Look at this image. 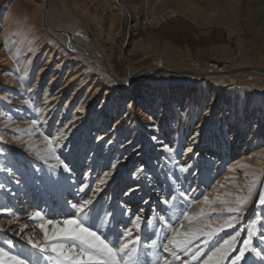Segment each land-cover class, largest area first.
<instances>
[{"label": "rangeland", "instance_id": "1", "mask_svg": "<svg viewBox=\"0 0 264 264\" xmlns=\"http://www.w3.org/2000/svg\"><path fill=\"white\" fill-rule=\"evenodd\" d=\"M49 1L59 10L54 13V21L73 20L76 13L74 0ZM116 2L129 10L122 21L116 45H112L114 71L120 79L124 78L128 69L127 57L132 59V67L137 71H143L144 75H149V67L158 57L167 61L169 59L171 63L179 66L185 65L194 71H198L204 62L218 63L226 60L232 64L245 62L264 68V0H116ZM39 5L38 0H0V54L4 49L3 60L0 56V203L14 188L18 189L19 196L24 195L26 191L24 197L28 202L24 205V210L17 211L18 208H22L21 199H17L13 206L14 213L0 216V247L10 255H20L30 260L31 264H55V260H46L43 253L33 249L26 239L18 238L12 230L20 229L21 223L28 222L32 227L30 232L34 234L33 242H43V233L37 227L39 221L30 219L31 214L42 211L46 217L62 223L65 218L76 212L71 205L82 201L80 198L84 195L92 193L104 169L101 162L97 172L90 175L89 184L82 197L77 186L81 183L76 181L74 172L63 159L64 148L58 147L57 143L52 141L49 132L40 129L37 114L40 98L42 99L47 92L52 95L51 97L59 98L61 106L63 103H70L68 114L59 121L60 124L70 122L74 111H87L86 115L81 113L80 117H86L93 125L90 131L94 136L85 140L86 132H81L80 140L84 147L85 142L87 144L96 142L98 135L107 134L115 119L112 116L125 118L128 113L126 109L119 110L114 104L118 95L105 82V73L102 70L100 72L95 67L89 69L87 65L81 63L83 59L55 50L53 48L55 43H45L30 71H22L19 60H28L30 51L23 54V48L20 47L15 58L11 54L12 46H20L24 40H31L36 33L40 35L32 43L35 47L41 43L43 37L48 38ZM65 8L69 10L68 13ZM167 11H175L177 14L161 17ZM9 20L14 24V31L7 35L6 21L9 23ZM15 28L20 30L16 31ZM105 28L110 34L108 26ZM133 41L135 45H130ZM103 42L106 48L110 49V45ZM48 52H52L50 63L46 56ZM41 71L43 75L39 80ZM70 78L76 81L71 83ZM81 81L84 83L80 85ZM35 84L38 87H35ZM30 86L35 90V99L28 97ZM236 89L239 98L250 89L252 97L259 105L264 89L263 78L242 75L237 85L229 87L227 96L229 98L219 99L216 111L230 100ZM106 98L108 100H105ZM133 99V112L141 116L144 113H151L152 120L143 122V125L149 130L155 128L161 116L160 105L152 108L142 92H138ZM168 112L166 123L168 124L170 119L169 123L174 129L175 116L171 109ZM108 116V122L100 129L101 121ZM58 118L56 114L53 121L58 122ZM181 119L184 120V117ZM33 120L37 122L35 125L32 124ZM162 130L164 133L166 129ZM147 135L150 139L145 142L146 150L143 157L137 160L138 153L134 149L123 151L126 157L123 155L118 157L120 161L127 159L126 163L131 166L132 171L139 163L143 168L141 172L154 184L152 189H148L146 194L136 201H133L134 195L125 197L127 187L115 190L113 200L117 203L115 207L120 218L125 219L128 225L135 224V229L141 231V236L133 237L136 231L129 235V227L123 226L121 220L118 222L117 235L111 242L116 246L129 243L128 249L117 256L118 264H162L163 250L167 242L173 245L182 244L177 253L178 264H205L216 248L219 247L223 251L226 247L225 241L231 242L235 236L234 250L219 261V264H231L239 251L245 248L244 241L249 240V232L252 235L248 250L236 264H264L262 251L264 235H261L264 232V204L259 202V198L264 197V174L256 170L255 176L249 175L250 178L240 176L241 171L233 169L230 159H225L219 164L213 154L202 161L194 159L185 165L183 159L187 134H179L176 143L165 144H157L156 139L160 136L156 137L152 132ZM112 138L113 136L107 135L104 144ZM226 138L230 139L228 134ZM260 142V145L264 143V139ZM64 165L68 166L69 171L64 170ZM132 171L130 179L127 180L129 184H133ZM225 177L227 184L222 186L219 182ZM84 178L80 175V180H85ZM241 180L249 183L251 187L249 195L241 187ZM72 188L75 190L74 194L71 192ZM250 205L254 213L242 217ZM2 208L0 205V210ZM101 208L102 205L98 207L97 213L94 210L89 214L87 223L93 227L95 216ZM18 213H23L25 219L13 223V227H10L8 224L17 219ZM136 216L141 218L140 221H136ZM137 224L140 225L139 228ZM47 227L49 232L55 231L52 225ZM185 241L188 243L185 244ZM256 252L261 254L257 255ZM215 260H219V254L214 257Z\"/></svg>", "mask_w": 264, "mask_h": 264}, {"label": "bare ground", "instance_id": "2", "mask_svg": "<svg viewBox=\"0 0 264 264\" xmlns=\"http://www.w3.org/2000/svg\"><path fill=\"white\" fill-rule=\"evenodd\" d=\"M38 1L40 2L39 9L42 12L43 27L48 38L43 37L41 43L35 47L32 43L40 35L36 33L33 38H31L32 36L30 37L31 40H24L20 46H12L11 54L14 57L19 52L20 47L23 48V54H27V51H30L28 60H19L22 71H30L33 64L37 61L39 50L45 47V43H55L53 46L55 50L71 57L75 56L77 59H83L81 63L87 65L89 69L95 67L100 72L102 70L105 73V82L118 95L114 104L119 107V110L121 108L123 110L126 109L128 113L125 118L118 115L112 116L115 119L107 134L98 135L96 142L92 141L88 144L85 142L84 147L80 140L81 132H86L85 140L94 136L90 131L93 125L89 123L86 117H80L81 113L86 115L87 111H74L70 122L66 121L60 124L59 121L68 114L70 103H63L61 106V104L59 105V98H56V96L51 97L52 95L47 92L39 101L37 114L41 125L40 129L43 132H49L52 141L57 143L58 147L64 148L63 159L66 163L68 162L67 165L74 172L76 181H80L81 184L77 185V182L75 184L78 186V193L82 197L89 184L90 175L94 174L95 171L97 172L102 162L104 171L99 175L92 193L80 198V200L84 198L92 199L93 203L89 205V214L93 213L94 210L96 212L98 207L102 205L101 210L95 216L94 222V230L99 234L111 241L117 235L118 222L121 220L122 225L129 227L128 229L131 232L136 231L133 237L141 236V231L135 229V224L128 225L125 219L120 218L118 209L115 207L117 203L113 200V196L116 189L127 187L125 197L134 195L133 201H136L142 198L148 189L154 187L153 182L146 179L148 176L141 172L143 168L139 163L137 168L132 171V169L130 170L131 166L126 163L127 159L118 160L120 155L126 157L123 151L127 149H134L138 153L137 160L143 157L146 150L145 142L150 139L149 135H147L148 133L151 134L152 132L154 136H160V138L156 139L157 144H165V142L176 143L179 134H187L183 159L185 165H188L194 159L202 161L213 154L215 161L219 164L225 159H230L233 163V169L241 171L240 176L250 178L249 175L255 176L254 171L256 170L262 175L264 174V143L259 144L261 143L260 140L264 139V89L262 90V98L259 105L256 104L255 99L252 97L250 89H247L241 98H239L238 89H236L230 100H227L226 104L219 111H216L219 99L229 98L227 97L229 87L237 85L238 79L242 75L264 78L263 73L248 74L244 71L245 69L254 68L259 71L264 70V68L255 67L245 62L232 64L229 60H226L218 63L204 62L198 71H194L185 65L179 66L171 63L169 59L167 61L158 57L155 59V63L150 65L149 75H144L143 71H137L132 67V59L127 57L129 62L128 69L124 78L121 77L122 79H120L114 71L112 45H116L119 30L122 28V21L129 13L125 6L118 5L116 0H74L76 13L73 16V20L67 22L54 21V13L59 10L57 7L54 8L49 0ZM65 9L68 13L69 10ZM173 14H177V12L167 11L161 17H168ZM64 15L66 16V14ZM67 18L70 17L68 16ZM224 20L226 21V19ZM6 22L7 24H5L8 28L5 30L8 35L14 31V24L12 20H9V23L8 21ZM107 26L110 29V34L109 32L107 33V28H105ZM25 31L27 30L25 29ZM103 41L110 45V49L106 48ZM130 45H135L134 41ZM0 56L1 60H3L4 49L1 50ZM46 56L49 60L48 63H50L52 61V52L46 53ZM42 75L43 72H39V80ZM70 79H72L71 83L76 81V79ZM83 83L81 81L80 85ZM35 87H38V85L35 84ZM29 89L28 97L35 99V90L31 86ZM138 92L146 95V101L152 108L155 106L159 107V105L161 107L160 120L156 122V127L150 130L143 125V122L152 120L151 113H144L141 116L133 112V98ZM138 97L143 98L142 96ZM105 100L108 99L106 98ZM169 109L172 110L175 116L174 129L170 124V119H168V124L166 123ZM56 114L59 117L58 122L56 120L53 121ZM182 116L184 120L181 119ZM108 118L109 116L101 121L100 129H103L106 125ZM194 119H196L195 123ZM163 128L166 129L164 133ZM227 134L230 139L226 138ZM107 135L113 136V138L107 144H104V139L107 138ZM189 148L191 151L188 150ZM130 171L133 172V184H129V181H127L130 179ZM108 173L110 175L105 179ZM80 175L84 176L85 180H80ZM14 178H17V176H14ZM101 180H104V183H101ZM240 182L244 192L249 195L251 188L249 183L242 180ZM13 183L19 186L17 183ZM219 183L225 186L227 178H223ZM71 192L74 194L75 190L72 188ZM18 193V189L14 188L2 199L0 205L3 208L0 210V216L9 214L8 211H5L6 209L10 210L11 214L14 213L13 206L17 199H21L22 202V208H18L17 211L25 209L24 205L28 202L24 195L27 192L25 191V194L20 196ZM106 199L107 201H105ZM103 205H106V207ZM251 206L244 211L242 217L245 214L252 215L254 213ZM22 219H25L23 213H18L17 219H14L8 225L11 227L13 223H17V221ZM25 224L28 227L24 228L22 232L18 228L14 229L15 231L12 230V232L20 239L22 237H24L23 239L29 237L32 239L34 237V234L30 232L32 227L28 222L21 223V225ZM181 246L182 244L173 245L167 242L163 250L162 264H178L177 253ZM165 249H168V251H165Z\"/></svg>", "mask_w": 264, "mask_h": 264}, {"label": "snow or ice", "instance_id": "3", "mask_svg": "<svg viewBox=\"0 0 264 264\" xmlns=\"http://www.w3.org/2000/svg\"><path fill=\"white\" fill-rule=\"evenodd\" d=\"M36 123L35 120L32 121L33 125ZM49 144H51V141H49ZM188 150L191 151L190 148ZM64 170L69 171L67 165H64ZM108 175L110 173L106 174L105 179ZM101 183H104V180H101ZM240 199L243 200V198ZM259 202L264 204V197H260ZM92 203L93 201L90 198H84L82 201L73 203L71 207L76 212L71 217L65 218L62 223L59 220L46 217V214L42 211H35L29 218L39 221L37 227L43 233V242H33L29 237L26 238L27 243L33 249L43 253L46 260H55V264H118L117 256L128 249L129 243L125 242L116 246L107 237L94 230L93 225L87 223L90 212L89 205ZM5 211L11 214L10 210L6 209ZM230 211H235V209H230ZM78 213L82 215L78 216ZM135 219L140 221L141 218L136 216ZM48 225H52L55 231L49 232ZM27 227V224L20 226V231L22 232ZM137 227L139 228L140 225L137 224ZM129 235H131V230H129ZM251 235L252 233L249 232V240L244 241L245 248L239 251V254L233 258L231 264H236V261L245 256V251L248 250L251 241ZM261 235H264V232ZM117 243L119 242L117 241ZM132 243H135V241H132ZM187 243L185 241V244ZM235 243V236L232 237L231 242L225 241L226 247H224L223 251L219 247L216 248L205 264H219V261L225 259L234 250ZM252 250L255 251V249ZM134 251L135 249H133ZM165 251H168V249H165ZM50 253L52 255H49ZM217 254H219V260L214 261V257ZM256 254L260 255L261 253L256 252ZM5 257H7L6 260ZM0 264H31V261L20 255H10L4 248L0 247Z\"/></svg>", "mask_w": 264, "mask_h": 264}, {"label": "water", "instance_id": "4", "mask_svg": "<svg viewBox=\"0 0 264 264\" xmlns=\"http://www.w3.org/2000/svg\"><path fill=\"white\" fill-rule=\"evenodd\" d=\"M45 1H46V0H45ZM244 71H246L247 73L260 72V73H263V74H264V70H259V71H257V70L254 69V68H247V69H245Z\"/></svg>", "mask_w": 264, "mask_h": 264}, {"label": "built area", "instance_id": "5", "mask_svg": "<svg viewBox=\"0 0 264 264\" xmlns=\"http://www.w3.org/2000/svg\"><path fill=\"white\" fill-rule=\"evenodd\" d=\"M252 77H250V79H251ZM263 84H264V78H263Z\"/></svg>", "mask_w": 264, "mask_h": 264}]
</instances>
